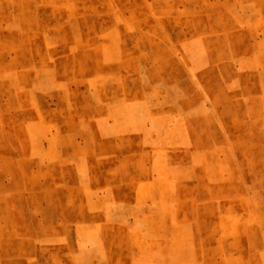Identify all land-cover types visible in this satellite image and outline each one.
<instances>
[{
    "label": "rangeland",
    "instance_id": "obj_1",
    "mask_svg": "<svg viewBox=\"0 0 264 264\" xmlns=\"http://www.w3.org/2000/svg\"><path fill=\"white\" fill-rule=\"evenodd\" d=\"M0 264H264V0H0Z\"/></svg>",
    "mask_w": 264,
    "mask_h": 264
}]
</instances>
